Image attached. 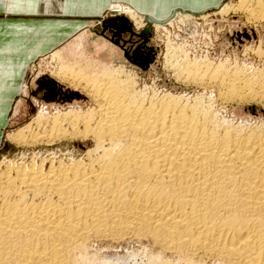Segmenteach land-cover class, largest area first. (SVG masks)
<instances>
[{
	"label": "bare ground",
	"instance_id": "1",
	"mask_svg": "<svg viewBox=\"0 0 264 264\" xmlns=\"http://www.w3.org/2000/svg\"><path fill=\"white\" fill-rule=\"evenodd\" d=\"M257 7L248 17L264 20ZM112 11L152 36L164 23ZM197 63L181 76L222 104L264 103V68ZM115 72L62 67L93 105L47 107L11 135L46 149L0 161V264H264V122L220 116L213 93L148 96ZM76 139L87 148L48 149Z\"/></svg>",
	"mask_w": 264,
	"mask_h": 264
},
{
	"label": "rangeland",
	"instance_id": "2",
	"mask_svg": "<svg viewBox=\"0 0 264 264\" xmlns=\"http://www.w3.org/2000/svg\"><path fill=\"white\" fill-rule=\"evenodd\" d=\"M258 1L229 0L220 9L202 14H189V16H186L187 12L176 13L170 19L162 21L164 22L161 24L162 27L154 28L153 36L149 42V45L154 46L156 49V56L147 70L140 69L126 58L125 63H123L124 59L120 56H118L119 60L116 58V63L113 64L109 59V61H102L99 54L95 53L94 50V46L99 44L93 43L91 39L78 48L76 43L73 42L72 45L70 44L64 49L39 58L32 65L31 73L26 81L29 86L36 80L38 88L33 91L28 90L27 96L24 98L26 100L22 102L24 106H20V111L19 108L15 109L16 116L12 112L9 125L3 129L5 134L3 140L0 141V161L4 158L18 159L22 156L29 159L32 152L46 149L45 145L35 148L29 145L26 146V144L13 140L11 137L18 129L27 126L40 111L45 112L48 107L46 111H50L49 113L55 112L57 108H61V111L64 112L68 111L71 106L78 110L79 107L87 109L93 105V99L87 94V91L74 90L75 88L69 83L61 81L55 75L65 66H71L74 70L89 75H100L106 71H116L115 73L119 75L120 79L125 81H131L132 79L134 82L131 84L148 96L171 93L193 98L200 93L207 96L213 93L211 98L214 100V106L220 116L224 115L227 119L235 122L245 121L251 124L264 122L262 121L264 120L263 102L254 100L251 102L241 101L240 103L227 102L222 104L221 100L218 101L216 98L217 88H210L214 86L213 84H205L208 86V89H206V86L204 87L202 83L198 81L195 83V80L185 79L181 76L188 64L197 62V64L211 62L215 66L224 63L230 68L239 66L242 69H248V72L253 69L263 70L264 20L255 21L253 18L248 17L249 12H253V10L255 12L258 9ZM260 1L264 5V0ZM242 2L245 4L243 9L240 8ZM124 12L107 11L106 16L95 19V23L91 27L93 30H90L91 33L97 34L95 29L101 30V25L105 19L128 14ZM144 24L147 27L148 24L146 22ZM142 28L143 26L140 29L134 27L136 31H140ZM115 46L121 51L117 45ZM49 78L58 80L57 94L46 92V84L41 80L45 81ZM210 89L212 91H209ZM214 89L217 91H213ZM36 126L35 123L32 124L26 132L37 131ZM89 143H92V141L89 140ZM63 146L64 148L68 146L71 149L87 148L86 142H83L82 139H76L57 143L53 146L54 148L48 149L55 151ZM125 246H128L125 247L126 249L138 247L137 243H129ZM126 249L125 253L127 252Z\"/></svg>",
	"mask_w": 264,
	"mask_h": 264
},
{
	"label": "crops",
	"instance_id": "3",
	"mask_svg": "<svg viewBox=\"0 0 264 264\" xmlns=\"http://www.w3.org/2000/svg\"><path fill=\"white\" fill-rule=\"evenodd\" d=\"M227 1L0 0V141L12 112L16 116L15 109L20 111V106H24L22 102L28 90L38 88L36 80L29 86L26 81L39 58L73 42L78 48L91 39L99 44L94 50L102 61L109 59L113 64L120 56L125 63L122 50L104 36L90 31L95 19L106 16L116 5H126L144 20L152 17V21L162 22L179 12L202 14L220 9Z\"/></svg>",
	"mask_w": 264,
	"mask_h": 264
},
{
	"label": "water",
	"instance_id": "4",
	"mask_svg": "<svg viewBox=\"0 0 264 264\" xmlns=\"http://www.w3.org/2000/svg\"><path fill=\"white\" fill-rule=\"evenodd\" d=\"M151 18L148 17V21ZM95 32L120 47L124 51L127 60L138 64L144 69L149 66L156 55L154 47L149 45L152 37V26L150 24L138 32L134 30L127 16L118 15L105 19L101 25V30L95 29ZM41 81L46 84L47 93L57 94L58 83L56 80L49 78Z\"/></svg>",
	"mask_w": 264,
	"mask_h": 264
}]
</instances>
